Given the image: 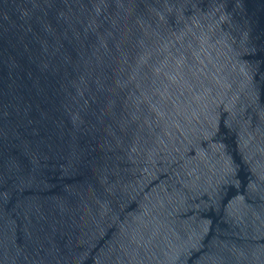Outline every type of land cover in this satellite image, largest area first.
Wrapping results in <instances>:
<instances>
[{"label": "water", "instance_id": "obj_1", "mask_svg": "<svg viewBox=\"0 0 264 264\" xmlns=\"http://www.w3.org/2000/svg\"><path fill=\"white\" fill-rule=\"evenodd\" d=\"M0 264H264V0H0Z\"/></svg>", "mask_w": 264, "mask_h": 264}]
</instances>
